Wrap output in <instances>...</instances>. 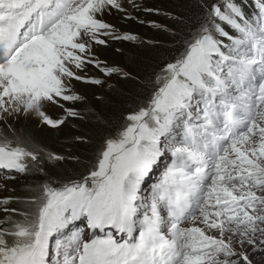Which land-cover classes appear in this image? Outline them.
<instances>
[{"label": "snow or ice", "instance_id": "6c2138e0", "mask_svg": "<svg viewBox=\"0 0 264 264\" xmlns=\"http://www.w3.org/2000/svg\"><path fill=\"white\" fill-rule=\"evenodd\" d=\"M257 6L250 18L235 0H204L203 14L181 38L183 51L144 85L148 99L103 136L85 172L64 181L48 176L45 163L66 157L45 151L9 120L35 115L58 129L69 117L89 115L65 107L86 103L73 81L104 85L81 74L88 65L131 78L101 60L95 46L138 41L104 17L116 11L135 19L128 9L141 4L0 0V170L5 181L16 179L12 172L47 176L28 186L29 198L0 199L24 205L0 209V264H253L250 255L264 254V0ZM48 105L64 115L53 119ZM165 151L172 163L145 193ZM81 218L90 235L78 229L57 239L62 259L51 261L53 234Z\"/></svg>", "mask_w": 264, "mask_h": 264}, {"label": "trees", "instance_id": "16d2710c", "mask_svg": "<svg viewBox=\"0 0 264 264\" xmlns=\"http://www.w3.org/2000/svg\"><path fill=\"white\" fill-rule=\"evenodd\" d=\"M164 8L160 12H150L153 19L162 24L159 27L132 26L130 29L136 33L138 41L126 44L121 55H117L113 50L107 53L115 60L124 58L121 65H125L126 72L131 74V78H124L119 75L120 84L113 85L105 91L101 98L93 99L94 105L86 104L79 109L87 110L89 115L84 119H77L76 126H67L63 136L58 141L51 143H40L42 149L66 157L59 162H46L45 172L57 180L72 178L76 179L82 172H85L87 164L93 159L98 146L102 143L103 136L113 130V128L124 123V117L138 108L151 95V87H145L150 80L166 62H172L173 58L183 51L181 38L191 30L194 20L203 13L200 4L204 0H157ZM160 1V2H159ZM209 3H225L227 0H208ZM245 14L254 18L258 12V0H235ZM227 30V29H226ZM140 41H143L141 43ZM151 42V43H149ZM227 43V41H226ZM128 51V52H127ZM128 54V58L125 56ZM91 106V107H90ZM96 113L102 117V121H97ZM106 121L108 127H105ZM66 127V126H65ZM76 137H84L87 143L77 140ZM26 177L29 185H36L44 182L47 176L36 174H20ZM23 192L31 197L34 193L28 190V186L21 187Z\"/></svg>", "mask_w": 264, "mask_h": 264}, {"label": "rangeland", "instance_id": "374dc122", "mask_svg": "<svg viewBox=\"0 0 264 264\" xmlns=\"http://www.w3.org/2000/svg\"><path fill=\"white\" fill-rule=\"evenodd\" d=\"M167 1L170 2L171 0H167ZM137 2L141 4V8L139 10L128 9V11L131 12V15L135 17V19H125L123 13H119L116 11H113L112 15L106 14L104 19L106 20V22L115 25L122 32H130L135 35H143L144 33L142 34L136 33L135 31H132L130 28L132 26H140V25H143L142 27H145V28L151 25H154V26L158 25V21L153 19L154 15H151L150 12L145 11L144 9H153L154 11H152V13L153 12L157 13L164 8H162L163 6L161 4H158L157 0H137ZM140 21H143V23H141ZM150 22H154V23H150ZM126 44L133 45V41L109 40L107 47L96 45L95 51L99 54L100 59L106 61L109 64V66L116 65L125 70V65H121L122 64L121 61L124 62V58H121V60L120 59L115 60V59L117 55H121L120 53L123 52L124 50L123 47ZM117 49H119L120 51H117ZM107 50H109V52L110 50H113L114 52L116 53L118 52V53L114 58H111L109 53H107ZM179 55L180 54H177L174 58H177ZM128 57L129 56L127 54L125 58H128ZM81 74L87 75L89 77H96V78L102 79L105 81V83L103 86H99V85H95L91 83L73 81L75 90L78 91L81 95L85 96L86 103L80 102V103H77L76 105H73L71 102H68L65 104V107L75 106L79 108L89 103L92 106L94 105L95 99L101 98L103 93L109 90L110 88L109 85L118 86L120 84L118 80L119 75L113 74L110 77L105 76L99 69L95 68L92 65H88L84 69V72ZM46 111L53 119L64 115L63 110L55 105H48L46 108ZM77 119L78 118L69 117L68 120H66L65 123L61 125L58 129L52 128L46 124L41 123L39 117L35 115H28V116L21 115L17 119H10L9 123L12 125V128L15 129L17 132H20L23 135L30 137L33 143H36L39 141L40 143H42V145H44L45 142L49 143L50 141L51 143H54L58 141V139L61 136H63L65 130H68L67 126L69 124L71 125V127L76 126L75 123ZM0 127H2V125H0ZM4 131L11 134L10 130L8 129H4ZM156 167H157V164L154 166L153 169H155ZM4 174L5 173L3 172V170H0V185H6L5 187H0V199H3L5 197L29 198V196L26 194L27 192H23L21 189L22 186H32L28 184L25 176L20 175L16 172H12L10 173V175L16 176V179L5 181L3 179ZM144 191L146 192L148 191V189L144 188ZM3 207L16 208L18 210H21L24 208V205L18 202L17 200L13 199L7 206L0 204V209H2ZM4 215L5 213L0 211V219H2ZM15 218L19 219L20 217L16 215ZM79 224L80 222H78L76 225H79ZM182 226H188V223L186 222ZM83 229H88V227L83 228ZM85 234L87 233L85 232ZM55 235L56 233L53 234V237L50 240V257L49 258L51 261L62 259V257L56 256L55 241H54ZM262 257H264V254H261L259 252L255 253L254 255H250V258L253 259V264H256V262L261 260Z\"/></svg>", "mask_w": 264, "mask_h": 264}]
</instances>
